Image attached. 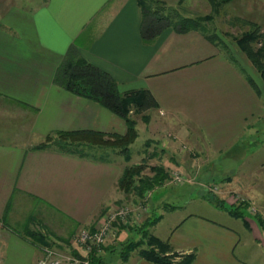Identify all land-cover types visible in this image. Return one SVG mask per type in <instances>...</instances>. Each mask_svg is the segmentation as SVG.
Returning <instances> with one entry per match:
<instances>
[{
  "label": "crops",
  "instance_id": "crops-1",
  "mask_svg": "<svg viewBox=\"0 0 264 264\" xmlns=\"http://www.w3.org/2000/svg\"><path fill=\"white\" fill-rule=\"evenodd\" d=\"M160 1L179 7L186 0ZM185 14H212L204 24L225 25L227 37L248 30L249 23L264 32V0H232L217 12L208 0H189ZM142 21L139 0H44L36 10L13 2L0 11V264H39L47 247L79 253L75 236L96 229L122 198L120 163L55 147L35 149L32 143L57 130H127L124 119L106 107L55 84L71 46L109 72L122 91L152 92L159 106L142 122L161 151L157 162L166 168L205 167L216 157L264 151V82L247 56L242 54L251 74L202 29L177 32L166 26L145 40ZM225 179L220 197L226 206L232 204L230 190L262 194L251 182ZM197 200L214 212L220 208L204 194ZM247 219L249 229L259 228ZM118 231V240L108 242L107 264H154L138 251L126 260L116 255L133 232L124 226ZM257 237L264 243V229ZM167 240L172 251L193 254L190 264H249L236 255L238 233L199 213L183 218Z\"/></svg>",
  "mask_w": 264,
  "mask_h": 264
},
{
  "label": "trees",
  "instance_id": "trees-1",
  "mask_svg": "<svg viewBox=\"0 0 264 264\" xmlns=\"http://www.w3.org/2000/svg\"><path fill=\"white\" fill-rule=\"evenodd\" d=\"M208 1L212 7V12H217L221 6L232 0ZM139 4L143 15L141 31L145 40H151L166 26H173L177 32H187L192 29H202L204 22L212 19V14L195 18L176 15L160 0H139ZM249 24L250 28L235 38L236 43L260 72L264 82V32L261 31L260 25ZM204 34L208 40L218 44L215 33L207 34L204 32ZM247 78L251 85L258 92H261L255 78L250 75H247ZM54 82L69 92L97 102L120 116L124 119L127 130L125 133H107L90 129L57 130L48 133L45 140L38 144L35 149L55 147L64 153L90 157L89 149L106 147L123 155L126 162H130L131 145L139 135L138 122L135 116L141 115L142 120L148 122L149 116L146 115V112L159 106L152 92L148 89L122 91L116 79L109 72L86 60L75 46H71L64 56L56 71ZM150 168L153 172L152 175H144V165L126 166L118 181L119 189L124 191L128 197L143 198L146 192L152 191L160 185H165L170 179V170L163 164ZM216 196L208 193L205 198L217 207L227 210L231 215L243 218L249 227L244 211L226 206L224 200ZM258 219L264 229V220L260 216ZM155 222L156 220L150 221L148 219V223L155 224ZM123 226L124 223L118 224V228ZM143 237L142 240L129 239L119 245L122 260L128 259L132 252L138 251L141 257L154 264H190L192 261L193 254L187 255L182 261L177 262L176 258L180 255L177 252H171L169 242L159 239L148 233L147 230H145ZM103 248L108 250L110 247L103 246ZM113 250L111 249V251ZM73 254L80 255L77 251H73ZM88 258L90 264H107L104 255L97 254L96 250Z\"/></svg>",
  "mask_w": 264,
  "mask_h": 264
},
{
  "label": "rangeland",
  "instance_id": "rangeland-1",
  "mask_svg": "<svg viewBox=\"0 0 264 264\" xmlns=\"http://www.w3.org/2000/svg\"><path fill=\"white\" fill-rule=\"evenodd\" d=\"M13 2L33 10H36L44 4V0H0V11L2 9L4 10L9 3ZM186 5H189V0H186L185 3L179 7L173 5H167V7L172 10V13L175 12L176 15L183 16L186 15ZM225 27V25H220L218 23H205L202 25V29L207 34H216L218 46L221 51L233 60H236L239 64H242L245 72L251 74L252 71L247 66L246 61L242 58L243 52L239 49L235 39L242 33H238L235 37H227L223 32ZM241 28L242 30H245L248 26L243 25ZM254 76L258 79L256 73H254ZM135 117L137 122H139L137 125L139 135L131 145L132 155L130 162H126L123 155L115 153L112 149L106 147L89 149V154L91 155L90 158H97L109 162L116 161L123 165L124 168L129 165L142 164L145 166V169L143 170L144 175H152L153 172L150 167L161 164L157 162V157L161 151L154 147L153 140L147 138L144 127L145 123L142 122L141 115H136ZM5 120L7 119L5 118ZM8 120L10 121V119ZM44 140V137H33L32 143L38 145V143L40 144ZM148 147L150 148L148 149ZM214 159V162L205 167L191 164L189 166H179L178 168L169 169L170 179L165 185H160L156 189L146 192L143 198L128 197L127 194L118 187L119 191H121L122 198H119L115 202V205L110 208L123 204H130L141 214V216L137 215L136 219L129 217L128 221L124 223V227H127L128 232L133 230L129 239L142 240L144 238L145 230H147L148 233L153 234L159 239L168 241L167 239L171 232L180 224L183 218L187 217L189 214L199 213L211 218V220L230 226L238 233L242 239V243L237 248L236 255L243 257L244 261L249 264H264V243H262L260 237H257L263 231L258 216L264 220V151L233 153V155L229 157L220 156ZM177 175L182 178L181 183L175 181ZM227 177H230L231 179H239L247 185H250L251 182L252 186H256L257 189L260 190L258 191L259 193L262 192V194L258 196V192L255 190L250 191L258 196L257 198H254L248 197L247 195L238 192L236 189L234 191L230 190L229 193L232 195L229 202H232V204H227L228 207L238 208L244 211L243 213L247 221V218H249L256 223H259L258 229H249L243 218L228 216L220 208H218L219 210H216L218 212H214L207 209V205L204 206V204L200 202L201 200H197L199 199L200 194H204L205 197L208 193L215 194L217 195L216 197L224 200L220 195L223 188L222 184ZM224 202L226 204L225 200ZM148 219L150 221L156 220L155 224L148 223ZM157 219L159 220L157 221ZM119 231L117 228L116 238L111 239L108 242L118 240L120 237ZM108 242L105 244L106 247ZM66 250L60 249L59 251L65 253L71 252V250L70 252ZM117 250L118 252H116V255L119 256L121 250L120 247ZM105 253L106 250L103 253V255H107L106 260L112 258L109 254ZM177 253L180 255L176 258L177 262L182 261L184 257L187 256L183 255V252L178 251ZM112 264H115V261H113Z\"/></svg>",
  "mask_w": 264,
  "mask_h": 264
},
{
  "label": "built area",
  "instance_id": "built-area-1",
  "mask_svg": "<svg viewBox=\"0 0 264 264\" xmlns=\"http://www.w3.org/2000/svg\"><path fill=\"white\" fill-rule=\"evenodd\" d=\"M175 181L181 183L182 178L177 175ZM137 215L141 216L140 212L130 204L112 207L103 215L96 229L83 230L75 236L74 241L80 249V255L47 247L43 257L39 260V264H90L88 256L94 250L97 254H103L105 252L103 246L109 240L116 238L118 224L127 222L129 217L136 219Z\"/></svg>",
  "mask_w": 264,
  "mask_h": 264
}]
</instances>
